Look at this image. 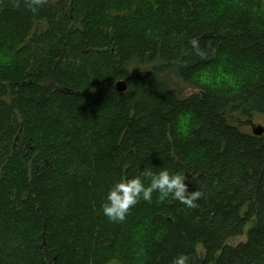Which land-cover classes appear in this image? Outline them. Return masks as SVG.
<instances>
[{
	"label": "trees",
	"instance_id": "1",
	"mask_svg": "<svg viewBox=\"0 0 264 264\" xmlns=\"http://www.w3.org/2000/svg\"><path fill=\"white\" fill-rule=\"evenodd\" d=\"M254 117L264 0H0V264H264ZM163 169L196 207L154 192L103 214L115 183Z\"/></svg>",
	"mask_w": 264,
	"mask_h": 264
},
{
	"label": "clouds",
	"instance_id": "2",
	"mask_svg": "<svg viewBox=\"0 0 264 264\" xmlns=\"http://www.w3.org/2000/svg\"><path fill=\"white\" fill-rule=\"evenodd\" d=\"M44 3L45 0H28V7L36 12ZM192 45L197 48V55H201L196 40L192 41ZM186 120V117L181 118V129L185 134L187 132ZM185 180L184 174L170 173L167 169L159 172L142 171L140 175L131 179H123L110 188L106 196V203L102 205L103 214L109 220L122 222L130 207L136 205L141 199L151 201L154 192H159L161 201L172 197L188 208L196 207L195 201L200 199L202 193L195 191L186 194ZM189 260L187 255H179L173 259V264H189Z\"/></svg>",
	"mask_w": 264,
	"mask_h": 264
},
{
	"label": "rangeland",
	"instance_id": "3",
	"mask_svg": "<svg viewBox=\"0 0 264 264\" xmlns=\"http://www.w3.org/2000/svg\"><path fill=\"white\" fill-rule=\"evenodd\" d=\"M166 78H167L168 81H170V83L174 86V88L179 93H181L183 96H188V95H190V94H192L194 92H197L194 89L188 88V87L184 86L183 84L177 82L171 76L167 75ZM242 123H245V122H242ZM252 123L254 125L264 126V118L263 117H254L253 120H252ZM250 127H249V125L244 126V127L242 126V131L250 133L251 132V128ZM244 241H245V235L241 236L239 238L230 240L228 244L231 245V246H235V245H237V244H239L241 242H244ZM198 253L199 254H203V248L201 246L198 247ZM110 264H118V263L117 262H111Z\"/></svg>",
	"mask_w": 264,
	"mask_h": 264
},
{
	"label": "water",
	"instance_id": "4",
	"mask_svg": "<svg viewBox=\"0 0 264 264\" xmlns=\"http://www.w3.org/2000/svg\"><path fill=\"white\" fill-rule=\"evenodd\" d=\"M115 89L119 93H123L127 90L126 81L120 80L115 84ZM248 125L252 128V133L255 136H260L264 133V127L261 125H254L252 122H248Z\"/></svg>",
	"mask_w": 264,
	"mask_h": 264
}]
</instances>
